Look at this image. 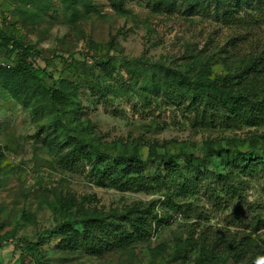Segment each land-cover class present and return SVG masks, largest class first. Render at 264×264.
Instances as JSON below:
<instances>
[{"label": "rangeland", "instance_id": "obj_1", "mask_svg": "<svg viewBox=\"0 0 264 264\" xmlns=\"http://www.w3.org/2000/svg\"><path fill=\"white\" fill-rule=\"evenodd\" d=\"M163 2L0 0V26L38 51L35 67L52 77L45 76L43 85L61 86L62 79L76 85L82 101L81 122L110 154L138 149L146 159L153 142L157 152L175 153L185 165L188 154L203 155L210 140L218 144L233 137L245 141L257 136L258 145L264 147V125L192 127L187 120L191 114L184 107L160 104L166 103L165 87L156 93L144 83L154 62L185 71L195 62L197 69L208 60L212 75L236 71L247 63L244 53L254 50L251 45L256 49L264 42V25L252 28L251 42H241L249 32L231 28L220 14L221 0H176L171 11L160 6ZM250 6L261 7L253 0ZM235 41L241 52L234 49ZM6 52L0 50V64L9 63ZM147 103L149 107L143 108ZM50 117L43 112L33 116L0 88V243H8L0 249V264H36L8 241L12 237L38 241L42 264H231L228 255L243 248V237L251 235L264 246V173L242 176L236 194L219 198L221 203L208 187L183 200L176 198L181 207L176 212L161 205L162 192L101 186L89 165L74 170L60 166L38 134L41 123ZM226 158V154L214 158L222 171ZM155 168L148 161L146 175ZM206 168L215 166L207 162ZM60 195L69 202L74 199L68 209L60 204ZM136 200L155 201L163 220L153 223L148 239L136 243L135 249L90 254L63 243L65 236L53 230L64 221L80 219L86 210L111 218ZM76 230H82L79 223L67 231L73 235ZM203 232L211 244L224 242L215 250L216 258L202 263L197 247L174 258L179 239L198 238Z\"/></svg>", "mask_w": 264, "mask_h": 264}, {"label": "trees", "instance_id": "obj_2", "mask_svg": "<svg viewBox=\"0 0 264 264\" xmlns=\"http://www.w3.org/2000/svg\"><path fill=\"white\" fill-rule=\"evenodd\" d=\"M175 1L166 3L164 0L160 6L171 11ZM221 1L224 6L223 13L220 11L221 16L226 18L231 28L249 32L241 37V42H251L252 28L264 25V0H253L261 5L258 9L250 6L252 0ZM251 47L253 51L244 53L249 58L243 67L223 74L212 75L208 60L200 63L197 69L195 62L185 71L154 62L151 76L144 80L145 87H154L156 93L165 87L166 103L160 104L184 107L191 114L187 120L192 127L242 129L264 125V42L256 49L255 44ZM239 48L235 41L234 49L241 52ZM2 49L7 50L9 63L0 64V88L29 108L33 116H39L42 112L43 115L52 114L48 122L41 123L39 138L60 166L74 170L81 164L89 165V172L98 185L123 191H159L165 197L161 203L164 208L181 212L176 198L183 200L208 187L221 203L219 198L236 194L242 176L253 175L257 171L264 173V147L258 145L257 136L245 141L233 137L218 144L213 140L207 141L204 154H188L185 165L181 164L175 153L157 152V144L153 142L149 143L146 159L138 149L110 154L102 150L96 137L88 134L89 131L81 122L82 101L73 82L62 79L61 86L56 83L43 85L45 76L52 77L43 68L35 67L34 53L38 51L33 45L7 34L0 26ZM138 59L141 60V57ZM149 104H144L143 108H148ZM246 142L247 149L244 147ZM255 149L260 151L253 153ZM224 154L227 158L224 159L225 170L222 171L214 158ZM148 161L156 164L151 175L145 173ZM207 162L214 164L215 169L206 168ZM58 198L66 209L74 202V199H71V203L66 201L61 195ZM162 220L155 201L136 200L111 215V218L86 210L81 213L80 219L64 221L53 230L64 235L63 243H68L71 248L80 246L90 254H98L113 248L135 249L136 243L148 239L153 223ZM74 223H79L82 230H76L72 235L67 230ZM204 235L206 233L203 232L198 238L191 235L187 239H179L174 253L177 257H173L178 259L183 251L186 253L190 247H197L202 263L216 258L215 250L220 249L224 242L216 240L211 244L210 238ZM77 236H80L79 243ZM8 241L20 250L21 255L26 254L36 264H42L44 254L38 241L14 237ZM7 244L0 243V249ZM241 244L243 248L239 252H230L228 255L231 264H264V246L257 243L255 238L247 235ZM247 255H250L248 261ZM252 258H255L254 262Z\"/></svg>", "mask_w": 264, "mask_h": 264}]
</instances>
